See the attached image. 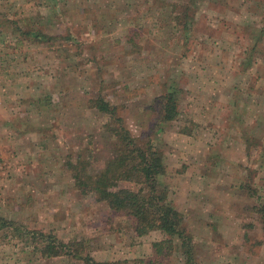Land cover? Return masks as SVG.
Here are the masks:
<instances>
[{"label":"rangeland","instance_id":"rangeland-1","mask_svg":"<svg viewBox=\"0 0 264 264\" xmlns=\"http://www.w3.org/2000/svg\"><path fill=\"white\" fill-rule=\"evenodd\" d=\"M172 90L179 116L163 120L157 98ZM258 96L264 0H0V264H83L41 257L37 231L108 264H264ZM98 98L162 159L189 260L157 255L162 232L137 235L75 186L77 160L95 172L118 147Z\"/></svg>","mask_w":264,"mask_h":264},{"label":"trees","instance_id":"trees-1","mask_svg":"<svg viewBox=\"0 0 264 264\" xmlns=\"http://www.w3.org/2000/svg\"><path fill=\"white\" fill-rule=\"evenodd\" d=\"M176 96L172 90L157 98L159 106L156 109L161 119L172 120L179 116ZM90 102L108 119L114 118L113 123L107 120L104 126L110 128L115 122L119 123L109 130L119 143L112 157L95 172L85 170L81 166L86 163L77 160L78 163L72 165L75 186L82 193H92L97 200L105 201L112 213L131 218L137 235H144L151 230L162 232L166 238L153 243L157 255L176 251L181 256H188L189 260L193 254L192 237L186 231L182 214L168 202L167 191L159 183L158 176L164 166L158 152L151 144L140 145L129 130L120 124V117L114 115L115 106L102 98ZM122 181L136 186L121 187L119 184ZM260 210L264 230V206ZM6 223L7 220L0 217V227ZM32 237L41 257L65 256L83 264H108L90 256L85 241H64L42 231L33 232Z\"/></svg>","mask_w":264,"mask_h":264},{"label":"crops","instance_id":"crops-1","mask_svg":"<svg viewBox=\"0 0 264 264\" xmlns=\"http://www.w3.org/2000/svg\"><path fill=\"white\" fill-rule=\"evenodd\" d=\"M256 99V98H255ZM257 101H258V103H259V106H258V108H255L254 110H255V112H257V115H255V116H257V118H258V120L260 121V123L262 124V125H264V98H262V96H258V98H257ZM52 125V124H51ZM255 130H260V132H262L263 130H264V128H262V127H256V129ZM34 131H36V130H34ZM32 132V130H26V131H21V130H19L18 131V135H20V136H23V137H25L27 134H29V133H31ZM260 137V136H259ZM260 141V140H259ZM261 142V141H260ZM261 150L262 151H264V148L262 149L261 148ZM260 153V152H259ZM263 159V158H262ZM261 159V160H262ZM260 160V161H261ZM263 164V163H262ZM264 165V164H263ZM260 181H262V182H264V180H260ZM264 204V203H263Z\"/></svg>","mask_w":264,"mask_h":264}]
</instances>
